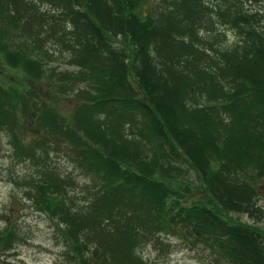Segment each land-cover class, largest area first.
<instances>
[{"label": "trees", "instance_id": "16d2710c", "mask_svg": "<svg viewBox=\"0 0 264 264\" xmlns=\"http://www.w3.org/2000/svg\"><path fill=\"white\" fill-rule=\"evenodd\" d=\"M7 1L9 8L1 3ZM41 1L52 12L26 0H0V16L21 29L19 20L11 19L18 9L11 5L36 12V42L58 43L69 63L91 82L77 92L73 116L41 104L37 109L26 104L28 115L49 132L45 137L53 145L67 143L75 162L96 176L101 173L103 183L111 182L104 186L106 194L85 195L78 208L71 207L76 202L67 191L69 184L53 172H42L29 185L36 207L57 219L71 259L79 264H144L134 253V245L142 241L135 219L129 222L130 234L126 229L117 238L110 231L115 221L111 193L128 195L136 203L134 216L143 227L165 229L164 200L177 202L179 189L188 188L172 190L166 184L174 170L181 171V161L201 178L211 202L182 208L191 225L203 227L198 228L202 242L228 264H264V233L229 215H252V208L262 213L251 182L264 178V7H255V0H162L145 12L148 0ZM227 30L236 40L217 45L216 34L227 36ZM28 36L25 40H32L30 31ZM4 37L0 34V58L29 80L40 81L46 74L41 54L35 57L32 47L33 56L30 51L22 55ZM7 103L25 104L26 95L0 85V122L8 127L16 116ZM126 127L133 138L123 133ZM133 139H144L142 147L153 144L156 156L147 154L148 147L139 149ZM112 143L129 155L135 150L147 172L124 168ZM14 152L32 157L22 147ZM119 183L123 186H111ZM145 211L151 218L143 219ZM12 234L13 228L0 238V252L9 251ZM119 241L131 245L122 259Z\"/></svg>", "mask_w": 264, "mask_h": 264}, {"label": "rangeland", "instance_id": "374dc122", "mask_svg": "<svg viewBox=\"0 0 264 264\" xmlns=\"http://www.w3.org/2000/svg\"><path fill=\"white\" fill-rule=\"evenodd\" d=\"M26 1L37 4L38 10L52 12L50 5L42 3L41 0ZM161 2L162 0H148L147 4L143 5V10L148 12L149 8ZM1 3L7 5L8 1ZM252 4L255 7H264V0H255ZM9 5L10 3H8L7 8H9ZM11 7L18 8L11 19L19 20L18 23L22 24L23 27L14 29L12 28L13 25H10L0 16V34L3 33L5 36L4 41L11 43L13 49L19 50L22 55H24L23 52L29 51L28 54L33 56L35 53V57L41 54L40 58L45 62L46 74L43 75L40 81H31L24 71L17 68L12 69L0 58V85L10 91L23 92L26 95L27 102L25 104L16 103L15 105L7 103L8 108L12 107L16 117H12L14 122L8 127L6 122H0V238L5 236L9 229H14L12 241L10 238L12 246L9 251L0 252V264H79L77 261L75 263L68 254L69 248L66 246L57 219H52L49 212L36 207L35 202L28 196V192L32 190L29 185H34L41 178L42 172H53L69 184L67 191L70 192L76 202L71 204V207L78 208L80 203L83 204L85 195L94 194L98 196L101 190L103 191L99 194L101 196L105 193L104 186L111 182L105 180L106 183H103L104 178H102L101 173H96L97 177L93 172L75 162L68 150L67 143L62 142L60 145H53L45 137L49 132L43 127V130H41L40 126L29 117L26 104L29 106L34 105L35 109L40 104L52 107L60 114L71 117L74 115L77 106L75 102L76 96H78L77 92L81 90L80 88L87 89L91 81L80 74L79 67L69 63L63 54L64 50H61L63 47L57 46L58 43L54 44L51 40L36 42L39 29L37 23L32 21L36 18V12L28 9L23 10L22 6L19 7L18 5H11ZM28 24L32 36L30 41L25 40L29 37ZM216 35H220L216 42L217 45L224 46V44L233 43L236 40L234 33L230 30H227V36L220 32ZM46 50L49 53L46 54ZM34 70L39 71V68L37 67ZM54 75L56 76L53 79ZM119 109L122 111L121 107ZM112 130L116 135L120 133L119 129L115 130L113 128ZM129 130L130 128L126 127L123 133L133 138V133ZM15 137L18 141L15 140ZM142 138L144 137L142 136ZM50 139L53 140V138ZM144 139H141V141L133 139L132 142L139 146L141 150L143 148L147 150L148 147L149 153L147 154L152 153V156H156L152 152L154 150L153 144L145 143V146L142 147ZM38 140L49 142L51 146L47 147L44 144L38 146ZM17 147L24 148L25 153L29 151L32 157H24L20 152L15 153L14 150ZM111 150L117 153L118 156L120 155L124 168L134 171L132 173L140 174L143 170L147 172L146 166L142 165L135 156V150L129 155L120 149L118 144L114 143H112ZM177 167L181 171L174 170L172 172L169 180L166 181L167 186L173 190L187 184L188 188L183 189L181 187L179 189L182 197L177 202L167 197V194L164 195V198H167L164 200L165 206L161 210V216L163 217L161 227L165 226V229H158L157 227H160L158 224L154 230L143 227V223L134 216V214H137L136 203L134 204L128 200V195L126 197L122 194L111 193L113 197L111 205L115 208V221L110 224V231L113 232L115 237L121 238L126 229L129 233V222L135 219V224L141 231L142 241L134 245V253H137V257L141 258L140 260L144 264H228L219 258L218 254H215L216 252L212 249L211 244L202 242L198 228L203 231V227L197 226L198 228H196L191 225L189 219L185 216V211L182 209L192 208L194 204L203 200L210 201L202 191L201 178L187 163L179 161ZM250 173H253V171L251 170ZM158 178L162 179L161 177ZM251 183L257 188L259 197L256 206L262 213L257 215L256 209L252 208V215L237 211L230 212L229 215L235 222L251 226L264 233V178L253 179ZM120 185L121 183L111 184L116 188ZM124 193L126 192L124 191ZM143 196L145 199V195ZM207 204L209 205L211 202H207ZM145 206L148 209L150 208L148 204H145ZM145 206L144 208H146ZM145 212L143 219L151 218L150 214L152 213ZM116 213L117 215L120 213L122 216L116 218ZM137 223L142 224L140 226ZM125 244L127 245L123 249ZM118 245H120L122 259L126 251L130 250L131 245L128 241L125 243L119 241ZM118 260L120 259L118 258ZM94 264H101V262L98 261Z\"/></svg>", "mask_w": 264, "mask_h": 264}]
</instances>
